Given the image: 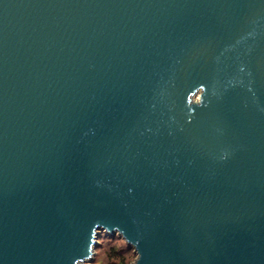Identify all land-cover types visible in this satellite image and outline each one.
<instances>
[{"label": "water", "instance_id": "1", "mask_svg": "<svg viewBox=\"0 0 264 264\" xmlns=\"http://www.w3.org/2000/svg\"><path fill=\"white\" fill-rule=\"evenodd\" d=\"M264 264V0H0V264Z\"/></svg>", "mask_w": 264, "mask_h": 264}, {"label": "rangeland", "instance_id": "2", "mask_svg": "<svg viewBox=\"0 0 264 264\" xmlns=\"http://www.w3.org/2000/svg\"><path fill=\"white\" fill-rule=\"evenodd\" d=\"M118 236L119 235H117L114 239H111L107 237L106 234L103 232V234H101L99 238V245L101 244L100 247L96 249L93 259L91 261H87V263L109 264L108 251L111 243H117L118 245H121L122 247L127 249L130 253H134V250L128 249L125 241L123 239H120Z\"/></svg>", "mask_w": 264, "mask_h": 264}, {"label": "trees", "instance_id": "3", "mask_svg": "<svg viewBox=\"0 0 264 264\" xmlns=\"http://www.w3.org/2000/svg\"><path fill=\"white\" fill-rule=\"evenodd\" d=\"M106 236L111 239H114L117 235L111 236L109 234H106ZM119 238L122 239L121 237ZM100 245L97 248H99ZM126 245L128 249L134 250L133 247L129 246L127 243ZM135 258H136L135 251L134 253H130L127 249H125L121 245H118L117 243L110 244V248L108 251L109 264H131Z\"/></svg>", "mask_w": 264, "mask_h": 264}]
</instances>
